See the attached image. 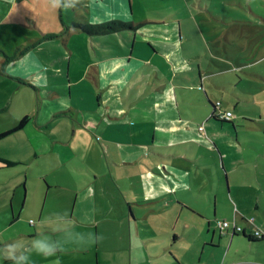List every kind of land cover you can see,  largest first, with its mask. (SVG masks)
I'll use <instances>...</instances> for the list:
<instances>
[{"label":"crops","instance_id":"crops-1","mask_svg":"<svg viewBox=\"0 0 264 264\" xmlns=\"http://www.w3.org/2000/svg\"><path fill=\"white\" fill-rule=\"evenodd\" d=\"M19 1L23 0H0V14L5 12L12 17L0 15V88L4 85L8 93L4 96L9 95L6 108L0 106V114L15 105L39 104L35 123L40 135L45 133L42 126L52 120L70 118L74 131L69 132L73 137L81 135L84 139L77 143L76 151H91L93 137H96L103 143V157L109 172H113V167L124 168L128 181L138 186L143 184L145 192L142 194L149 198L144 203L149 205L150 212L158 213L157 209L163 205L175 210L177 205L206 220L208 239L210 232L213 231V235L210 242L204 240L198 264H207L208 261L203 259L218 251L224 256L221 264H264V240L251 242L243 235H233L230 229L215 239L217 230L212 223L217 221L218 207L230 208L229 199L237 201L242 211L245 209L242 206L249 200L264 218V162L252 166L232 161L230 150H236L233 146H238L239 130L245 126H238L234 120L214 119L216 104L208 92V89H229L216 81L217 76L225 77L227 68L233 66V62L224 59L217 50L227 39L228 29L235 25H257L259 30L252 34L264 33V0H259L262 11L252 12L251 17L223 18L221 14L218 19L205 18L203 25L200 18L194 16L200 11L203 0H152L153 3L145 0L138 8L133 0H50L51 14L44 7V0H31L37 1L38 9L29 8L28 22L13 6ZM152 6L158 7L155 12H161L160 17L148 13L153 11ZM7 21L25 26L22 27L26 30L22 32L25 41L23 37L8 38L10 32L2 28ZM113 22L127 27L110 34L90 35L80 28ZM10 27L16 29L13 24ZM76 40L86 45L91 41L93 50ZM12 44L20 47L15 53L8 50ZM225 66L226 69H220ZM43 90L44 96L40 93ZM51 90L56 98L54 105L48 107ZM200 96L202 100H199ZM185 107L191 113L194 107L206 112L189 118ZM25 118H29L27 124L0 139V143L15 135L19 137V132L32 123V111L23 116L20 114L19 123L0 130V135L16 129ZM262 127L264 130V125ZM63 137L62 133H47L49 144L44 149H55L53 144L61 142L62 146L69 145L70 148L74 142L72 139L63 142ZM73 150L70 148L68 153L70 161L74 159ZM203 150L214 157L215 153L219 155V172L227 181L225 187L216 189L218 194L211 200L214 220L198 211L194 202L186 197L192 192L189 178L196 169L189 171L174 164L171 166L168 161L177 160L181 165L187 161L191 165L189 169L203 167L200 164ZM35 151L33 155L38 158ZM13 156L14 159L0 156V264H15L7 255L9 245L22 240L31 248L32 239L38 235L59 241L60 249L51 257L32 249L26 253L25 264H122L120 259L102 261L99 253L96 259L92 257V233L90 244L88 238L87 244L82 242V238L87 237V230L97 224L94 220L101 215L95 198H98L97 190L104 175L66 162L65 165L60 162L52 166L31 165L32 162L21 155ZM227 158L230 160L228 165ZM115 182L123 201L119 203L122 216L132 233L131 227L137 224L134 199L121 191L117 179ZM137 189L130 188L129 195ZM56 190L60 194H56ZM102 192V197L107 200L109 185L104 186ZM237 211L234 222L246 235L256 230L264 233L263 219L256 216L254 222L258 226L254 227L247 217L243 219L244 216L241 218L245 224H240L238 207ZM96 228L99 236L98 226ZM72 234L75 238L79 235L80 240H71ZM223 236L225 239L231 236L228 246H224ZM95 246H99L97 238ZM205 252L209 254L205 255ZM178 264L183 263L178 261Z\"/></svg>","mask_w":264,"mask_h":264},{"label":"rangeland","instance_id":"rangeland-1","mask_svg":"<svg viewBox=\"0 0 264 264\" xmlns=\"http://www.w3.org/2000/svg\"><path fill=\"white\" fill-rule=\"evenodd\" d=\"M140 1L133 0V4L136 8L145 3V0H143L141 4ZM153 1L155 2V0ZM153 1L147 0L146 3H153ZM163 1L167 0H158L157 2ZM187 1L193 2V0ZM196 1L200 2L199 0ZM36 2L37 1L23 0L19 1V3L15 2L13 6H16V10L19 11L23 19L28 22L27 13H29V8L38 9V4H35ZM49 2L50 0L43 1V3L46 4L44 7L51 14L53 6H51ZM22 5H24V7ZM261 6L259 0H203L199 5L200 11L194 16L200 18L201 25H203L202 21L205 20V18L213 19L215 17L218 19L221 14H223V18L225 16L227 18L246 19L247 17H251L252 12H261ZM22 8L24 9L22 10ZM151 8H153V11H149L148 13H153V17L161 16V12H155L159 10L158 7L152 6L150 9ZM214 11L216 12L215 16ZM0 15H2L3 18H12L10 14H6L5 12H2ZM47 18L49 17L47 16ZM73 19L78 20L77 18ZM227 21H229V19ZM78 22H80V20ZM78 22L76 24H78ZM73 23L74 22H72V24ZM12 24L16 28L15 30L10 27ZM15 24H17L16 21H7L2 28L4 31L10 32V35H8L10 40L23 37L22 39L25 41L26 36L22 34L23 31H26L22 28L25 26ZM68 24H71V21ZM209 25L208 23V26ZM70 27L72 29V26ZM258 28L257 25L243 27L235 25L228 29L226 35L227 39L222 41L221 47L217 48V50L221 52L224 59L233 62V66L220 68H227L228 72L225 77L217 76L216 81L222 85H226L229 89H221L219 91L208 89L213 103H221V108L223 110L229 109L233 111V120L239 123L238 126H245L239 130L238 146H233L236 150H230L232 161L241 162L238 165L253 166L264 162V130L262 127V125H264V33L252 34V31H257L259 30ZM206 36L208 39V34H206ZM3 38L6 37L3 36ZM247 38L251 39L247 40ZM76 41L81 45H86L80 40ZM23 44L28 47L26 43ZM55 46H59L58 42L55 43ZM86 46L89 50H93L91 41H89ZM9 49L11 53H15V50L20 49V47L17 44H12L11 48L8 47V50ZM48 60L49 59H46V61ZM211 71L213 70L211 69ZM3 86L0 88V106L4 105L3 108H6L9 95L4 96L8 93ZM22 91V93H24L25 90ZM32 91L36 92L34 89H32ZM40 93L42 96L45 94L44 90ZM54 98H56V96L53 95L51 90L50 96L47 98L48 107L54 105ZM22 99L24 101L25 96H23ZM202 99L203 98L200 96L199 100ZM51 108L53 109V107ZM198 109V107H194L192 113L188 112L186 107L184 110H187L189 118H193V116H200V114L206 112L204 110L198 111ZM30 111H32V123L28 125L25 130L19 132V137L21 139L15 135L13 138L9 137L10 139L8 138V140L6 139L0 143V156L14 159L15 157L13 154H19L22 158L32 162L31 165L52 166L58 165L59 162L65 165L66 162L67 165L81 166L79 168L82 169L90 168L96 175L105 176V178L103 176L97 190L99 192L98 198H95L98 199L96 204L99 206V213L101 212V215H98V218L94 220V223L97 224L87 230V237L82 238V242L86 244L88 238V244H90V233H92V246L94 247L92 257L94 259H96V255L99 253L102 261L108 260L111 262V260L120 259L123 260L122 264H178V261L183 264L199 263L202 244L205 239H208V222L206 220L192 215L177 205L175 206V210L163 205V207L157 209L158 213L150 212L149 205L144 203L149 200V198L142 194V192H145L143 184L142 186H138L134 182L128 181V175H126V172L123 170L124 168L116 169L111 165L114 173H110L109 169H107L108 165H105L106 158L103 157V143L99 142L96 137H93L91 151L87 153H79L76 151L75 148L77 143H82L84 139L81 135L80 137L72 136L71 133H73L74 129L72 128L73 123L70 118L67 119L64 117L54 119L50 124L44 127L42 126L41 130L46 134L40 135L37 133L39 129H37L35 121L40 112L39 104L31 103L23 107H17L15 105L10 107L9 110L2 112L0 114V130H6L15 123H19V115L21 114L23 116L25 112ZM244 116H246L245 119ZM69 131L72 132L70 133ZM52 132L64 134L62 138L63 142L72 139L71 141L74 143L70 148L74 149L73 161L69 160V145L62 146V142L53 144L55 149H53V147H51L50 150L44 149V147L49 144V141L46 140L47 133ZM35 150H37L38 158L33 155V153L36 152ZM203 151L204 155L203 158H201L202 162L200 164L203 165L204 168L201 166H196V168H194L193 166V168L189 169L191 165L187 161H185L183 165L177 163V160L169 159L168 161L171 166L174 164L175 166L188 169L189 171H194V169H196L189 178L192 192L186 197L188 201L192 200L194 202L193 206L197 208L198 211L204 212L210 217L212 216L213 219L214 206L211 200H214V196L218 194L216 189L225 187L227 181L225 178H222L219 172V169H221L219 155L215 153L214 157L210 152ZM109 159L112 160L111 157H109ZM215 161L217 165H215ZM229 161L228 158L225 160L227 165ZM143 170L146 172L144 168ZM183 176L185 178L187 177L186 175ZM116 179L121 184V191H124L128 195V198L134 199L132 204L137 217V224L131 227L132 233H130L131 231L129 230L130 225L124 220V216H122L123 209H120L121 205H119V203L121 204L123 201L119 188L115 182ZM107 180H109V182ZM257 184L259 187L260 184L258 182ZM107 185H109L110 195H108V199L105 200L102 197V190L104 191V186L106 187ZM132 187L134 189H139L134 192L136 195L131 193L130 196L129 193L131 190L129 189ZM55 193L60 194L59 190H56ZM219 198H221V195H219ZM246 201L248 202L242 206L245 208L243 211L239 203L237 201L235 202L233 199H229L228 201L230 208L221 209L218 207L217 221L213 219L214 222L212 223L213 227L217 230L215 239H218L221 233L225 234L229 229L230 231L233 230L234 225H236L234 222V215L238 213L237 207L239 208L238 220L240 224H245L242 222L244 216L243 219L247 217V221L254 227L256 225L258 226L257 222H254L256 216L264 221L261 211L255 210V204L249 203V200ZM49 204L50 206L52 205L51 202H49ZM248 211L249 213L247 214L246 212ZM61 212L64 213L62 209ZM146 218L149 219L147 220ZM224 221L230 224V228L221 231L218 224ZM96 226H98L99 236L96 235ZM212 235L213 231L209 233V242ZM72 236L73 238H71V240H74L75 235L72 234ZM80 238L81 237L78 235L75 240L79 241ZM96 238L99 240V246L97 248L95 246ZM222 239L224 246H228L231 236H228L226 239L223 236ZM216 244L217 243L214 245L216 246ZM205 253V255L209 254V252ZM77 257H79V255H77ZM223 259L224 256L222 251H218L213 255L209 254L203 261H208L207 264H221Z\"/></svg>","mask_w":264,"mask_h":264},{"label":"clouds","instance_id":"clouds-1","mask_svg":"<svg viewBox=\"0 0 264 264\" xmlns=\"http://www.w3.org/2000/svg\"><path fill=\"white\" fill-rule=\"evenodd\" d=\"M32 249L43 256L51 257L60 249V242L47 236L38 235L32 239L31 248L26 247L22 240L9 245L7 255L15 264H25L27 259L26 253Z\"/></svg>","mask_w":264,"mask_h":264},{"label":"trees","instance_id":"trees-1","mask_svg":"<svg viewBox=\"0 0 264 264\" xmlns=\"http://www.w3.org/2000/svg\"><path fill=\"white\" fill-rule=\"evenodd\" d=\"M125 27H127V25L125 26L124 24L117 23V22L108 23L106 25H100V26H80L81 30H83L86 34H89V35L90 34H102V33L103 34H107V33L110 34V33H113V32H117V31H119V30H121L122 28H125ZM215 112H216V109H215ZM215 112L213 114V118L214 119H218V120H221V121H224V122H231L232 121V120L231 121H226V120H223V119L217 117L215 115ZM28 120H29V118H25L16 129H14V130H12L10 132H7L5 134L0 135V139H3L6 136L11 135L14 132H17L20 129H22L27 124ZM257 231L259 232V235L255 234ZM235 234L243 235L245 238H247L251 242H260V241L264 240V233L261 230H256V231H254L253 234L246 235L244 229L242 228L241 232H238L237 230H233V235H235Z\"/></svg>","mask_w":264,"mask_h":264},{"label":"built area","instance_id":"built-area-1","mask_svg":"<svg viewBox=\"0 0 264 264\" xmlns=\"http://www.w3.org/2000/svg\"><path fill=\"white\" fill-rule=\"evenodd\" d=\"M221 103L216 104L215 109V115L223 120L226 121H231L233 120L234 114L231 111H224L222 108ZM33 224V221L31 222ZM219 228L223 231L224 229H228L230 228V224L228 222H219L218 224ZM233 230H237L238 232L242 231L241 227H238L237 225H234V229ZM256 235H259V232L257 231L255 233Z\"/></svg>","mask_w":264,"mask_h":264}]
</instances>
